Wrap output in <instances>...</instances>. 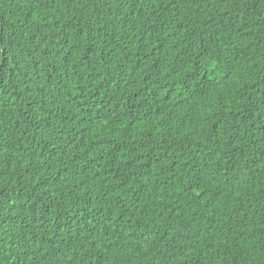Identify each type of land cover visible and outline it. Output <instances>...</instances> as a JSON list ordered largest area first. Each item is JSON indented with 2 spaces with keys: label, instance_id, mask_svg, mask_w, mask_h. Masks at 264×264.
<instances>
[{
  "label": "trees",
  "instance_id": "1",
  "mask_svg": "<svg viewBox=\"0 0 264 264\" xmlns=\"http://www.w3.org/2000/svg\"><path fill=\"white\" fill-rule=\"evenodd\" d=\"M0 264H264V0H0Z\"/></svg>",
  "mask_w": 264,
  "mask_h": 264
}]
</instances>
